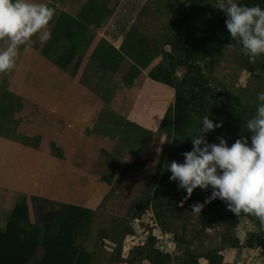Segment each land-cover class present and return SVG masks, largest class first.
Masks as SVG:
<instances>
[{
    "label": "rangeland",
    "instance_id": "obj_1",
    "mask_svg": "<svg viewBox=\"0 0 264 264\" xmlns=\"http://www.w3.org/2000/svg\"><path fill=\"white\" fill-rule=\"evenodd\" d=\"M129 2L130 16L135 13L136 19L120 52L132 65L128 80L135 79L138 66L144 70L160 66L176 98L195 77L193 92L212 111L200 115L196 104L181 135L169 114L158 131L145 133L135 163H127L126 168L120 166L119 158L106 157L98 171L112 184L111 199L92 211L69 209L77 224L76 236L62 264L83 260L85 264H264V227L256 217L235 216L219 198L205 203L211 187H197L185 200V190L178 187L179 181L169 179L167 170V164L183 162V153L192 150L191 135L200 131L198 120L205 115L222 125L201 133L207 143L219 144L223 138L231 146L241 136L250 140L246 123L255 114L257 94L264 91V55L242 54V46L226 28L224 11L216 7L217 0H135L138 5L133 12ZM240 3L264 8V0ZM111 12L107 9L104 15ZM74 27L76 38L82 40L85 29ZM73 48L60 64L69 61ZM113 63L114 71L117 59ZM204 88L210 90L203 93ZM27 199L22 196L19 203ZM62 204L36 199L34 216L29 210L20 225L43 228L49 215L65 210ZM197 204L203 207L194 211ZM52 223L56 226V221ZM44 254L39 244L26 264H38Z\"/></svg>",
    "mask_w": 264,
    "mask_h": 264
},
{
    "label": "crops",
    "instance_id": "obj_2",
    "mask_svg": "<svg viewBox=\"0 0 264 264\" xmlns=\"http://www.w3.org/2000/svg\"><path fill=\"white\" fill-rule=\"evenodd\" d=\"M33 2L55 15L51 38L18 46L15 67L0 73V231L22 196L30 217L36 199L98 209L111 199L112 184L98 171L106 157L123 168L135 163L145 133L158 131L174 109L175 90L151 69L138 66L128 80L132 65L120 52L136 19L129 0ZM75 25L85 29L82 40ZM8 44L0 41V50Z\"/></svg>",
    "mask_w": 264,
    "mask_h": 264
},
{
    "label": "clouds",
    "instance_id": "obj_3",
    "mask_svg": "<svg viewBox=\"0 0 264 264\" xmlns=\"http://www.w3.org/2000/svg\"><path fill=\"white\" fill-rule=\"evenodd\" d=\"M216 7L224 11L226 28L232 40L242 46V54L264 55V8L249 7L240 0H217ZM54 15L44 3L0 0V41H9L8 47L0 50V73L15 67L18 46L33 43V36L41 43L51 38L47 26ZM256 101L255 114L246 123L252 134L250 140L241 136L231 146L223 138L219 144L207 143L201 133L222 125L205 115L198 120L200 131L191 135L192 150L183 153V162L167 164V170L171 173L169 179L179 181L178 187L185 190V200L197 187H211L205 203L219 198L235 216H254L264 227V91L257 94ZM202 207L197 204L193 210Z\"/></svg>",
    "mask_w": 264,
    "mask_h": 264
},
{
    "label": "trees",
    "instance_id": "obj_4",
    "mask_svg": "<svg viewBox=\"0 0 264 264\" xmlns=\"http://www.w3.org/2000/svg\"><path fill=\"white\" fill-rule=\"evenodd\" d=\"M160 69V66L153 67L149 71L150 77L169 83L170 80ZM193 80L195 81L188 85V89L186 87L182 92L179 91L175 98L173 117L175 118V130L178 135H181V130L185 128L187 122L191 119V109L197 106L196 104L201 107L198 109L200 115L201 113L206 114L209 110L212 111V108L206 105L202 97L200 98L199 95L194 94L192 87L193 85L197 86V78L194 77L189 82ZM208 90L210 88H204L203 93ZM62 206L65 210L55 212V216H52L53 214L49 215V219H46L43 228L37 225L28 229L20 225V219H27L28 217L26 200L22 204L18 203L7 229L0 231V264H26L34 255L39 244L43 245L45 254L38 264H62V260L68 248L74 243V236H76L74 231L77 224L74 223L75 218L71 216L69 209L83 208V210L92 211V209L71 204H62ZM53 221H56V226L52 223ZM79 264H85L84 260Z\"/></svg>",
    "mask_w": 264,
    "mask_h": 264
}]
</instances>
